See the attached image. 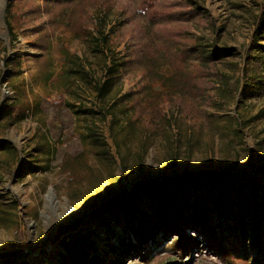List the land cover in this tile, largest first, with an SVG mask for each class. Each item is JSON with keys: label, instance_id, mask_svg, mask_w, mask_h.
<instances>
[{"label": "rangeland", "instance_id": "rangeland-1", "mask_svg": "<svg viewBox=\"0 0 264 264\" xmlns=\"http://www.w3.org/2000/svg\"><path fill=\"white\" fill-rule=\"evenodd\" d=\"M190 1L208 19L181 16L188 0H158L149 16L162 24L149 31L144 0H0V257L12 255L1 263L26 256L30 264H62L66 251L55 235L73 223L83 247L113 259L137 219L116 213L111 199L137 192V213L155 217L158 203L141 182L221 172L227 187L216 191L223 201L213 205V224L245 200L253 209L249 259L264 264L255 245L264 198L251 183H262L264 167V0ZM178 32L222 57L202 66L201 49L178 75L155 51L181 50ZM256 71L262 84L254 87ZM205 191L195 182L174 187L190 206ZM175 239L159 250L150 241V251L126 264H225L199 249L182 256Z\"/></svg>", "mask_w": 264, "mask_h": 264}, {"label": "trees", "instance_id": "trees-1", "mask_svg": "<svg viewBox=\"0 0 264 264\" xmlns=\"http://www.w3.org/2000/svg\"><path fill=\"white\" fill-rule=\"evenodd\" d=\"M49 3H71L75 0H45ZM189 1L187 5L188 9L182 12L181 16H190V18H198L201 21L208 19L205 15L204 9L196 1ZM158 0H144L139 10L140 14L149 16L150 10L157 5ZM150 17V16H149ZM160 16L158 14L152 15L148 20L149 31L156 25L162 24V21H158ZM184 20V19H181ZM158 21V22H157ZM189 21V20H187ZM156 22V23H155ZM182 33L178 32L179 40L177 44H180L181 50L171 52V48L167 51L163 49L155 48L158 55H164L173 65L178 67V75L182 74L188 67V61L199 50L203 49L201 46L189 45L186 40L181 37ZM264 51V47L260 48ZM202 53V66H208L210 62L214 63L216 60L222 57V52L218 50L208 51L203 49ZM250 56V55H249ZM155 55L149 56L145 60L148 64H152ZM250 60L253 61L254 57L250 56ZM250 61V62H251ZM257 61L256 63L258 64ZM264 64V63H263ZM250 75V73H249ZM248 75V76H249ZM261 73L254 72L249 79L256 87L262 80ZM176 80L171 78L170 81ZM110 83V82H109ZM262 84V82H261ZM104 87L98 88V94H104ZM3 111H6L3 109ZM4 113V112H3ZM6 113V112H5ZM3 115V114H2ZM0 113V118L2 117ZM2 146V144L0 143ZM263 181L258 182L256 179H252L251 183L258 185L262 191L264 198V167L262 168ZM223 173H195L189 172L182 176L180 179L165 178L157 182H141L139 188H142L150 195L151 203L157 202L158 207L155 217H151L146 214L141 216L137 213L134 197L136 193L123 191L115 198L108 202V205L116 213H121L123 210H129L136 220V227L132 229V233L128 231L127 239L122 240L117 247H113L115 253H118L113 259L105 258L103 261L81 245V239L73 233L77 230L78 224L73 223L70 225H64L59 228L55 235L56 240H62V245L65 248V253H60L62 264H126L127 259H131L134 256H143L145 252L150 251V241L153 244V249H160L163 242L167 241L170 237H175L173 242L175 248L180 255H191L197 249L201 253L212 256L214 255L218 259H221L225 264H259L257 262H251L249 259V249L244 240L247 239V233L249 228L248 218L252 213V207H248L245 200H237L234 203V207H230L227 212L224 213L223 221L214 226L213 224V205L222 204L223 199L219 198L216 191L222 188H226L227 185L223 182ZM199 184L205 193L199 196L196 202L190 206V204H183L177 201L174 187L184 191L189 188L192 183ZM242 185H249L243 183ZM239 189V188H238ZM141 190V189H140ZM237 191V190H236ZM172 199L174 200L172 202ZM175 205V209L173 208ZM192 207V208H191ZM190 213H186V210H191ZM233 218L234 222L231 221ZM264 220L258 218L256 225V242L255 245L264 256V239L262 238L260 231L263 227ZM197 233V236H192L191 233ZM161 236V238H159ZM237 237L241 244H235L231 238ZM87 240V238H84ZM135 239L137 243H135ZM205 243L201 248L200 242ZM92 248L94 245L89 244ZM12 255H2V258H9ZM264 259V258H263ZM9 260L5 263L7 264ZM20 264H30L26 260ZM102 261V262H101ZM261 264V263H260Z\"/></svg>", "mask_w": 264, "mask_h": 264}, {"label": "water", "instance_id": "water-1", "mask_svg": "<svg viewBox=\"0 0 264 264\" xmlns=\"http://www.w3.org/2000/svg\"><path fill=\"white\" fill-rule=\"evenodd\" d=\"M25 257H26V256H22V258L20 257L19 259H20V260H25V259H24Z\"/></svg>", "mask_w": 264, "mask_h": 264}]
</instances>
